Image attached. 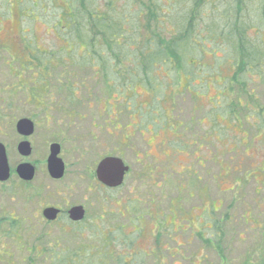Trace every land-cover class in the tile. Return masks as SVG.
Here are the masks:
<instances>
[{"label": "rangeland", "instance_id": "rangeland-1", "mask_svg": "<svg viewBox=\"0 0 264 264\" xmlns=\"http://www.w3.org/2000/svg\"><path fill=\"white\" fill-rule=\"evenodd\" d=\"M95 2L97 8L102 7L101 0H95ZM118 5L124 7L121 2ZM76 6H80L78 2ZM224 6L225 4L222 5V9H224ZM71 9L72 5L66 0H8V4L4 0H0V111H4L2 114L8 112L9 114L5 113V115L14 116L16 119L36 114L32 104H30L31 102L26 103L29 100L28 89L22 88L19 90L18 86L21 83H28L30 77L37 75L34 79L36 81L41 78L39 74L43 72V67L33 66V70L27 72V62L30 57L33 56L34 58V55L41 61L43 57L47 56L45 52L52 46V36L57 34V26L59 24L67 25L72 19ZM212 15H215V13L210 12L207 16ZM142 24H144V27L140 30L141 38L137 44L127 50L125 65L127 70L130 68L129 58L131 56L137 58L141 54L142 42L144 41H142V37L148 38L151 37L150 33H155L158 37L157 45L161 47H167L173 41L174 35L168 31H163L162 27L160 30L155 29L152 21L143 22ZM197 25L198 27L203 26L204 22L197 23ZM229 32L230 27L227 33ZM254 33L256 31L249 33L250 38L254 36ZM210 46L216 52L207 47L206 43L202 44L201 51L196 46H192L194 49L183 48L178 50V53L171 56L174 58L172 64L177 67V70L171 69L167 65L168 68L166 69L151 73L147 72L150 79L154 80L155 85H159L157 98H160V102L159 104L156 102V105L159 107L157 111L161 118L168 115L167 111L166 114L162 112L161 106L167 110L166 101L170 100V90L175 92V96L177 95L173 98L175 106L170 116L173 120L181 122L185 127L189 125L191 118L201 117V113L198 114L192 110L193 107L202 105L204 102H207L210 107H215L222 102L223 88L220 86L227 84L223 80L227 76L233 79L237 76V73H223L218 65L220 60L217 59V56H221L218 53V43H213ZM38 49L39 51H37ZM30 50L33 52H30ZM228 53L229 59L232 60L233 51L228 49ZM213 57L217 60H213ZM70 59L66 58V64ZM76 62V66H69L70 68L66 69V74L70 72L73 74L71 76H74V78L70 77L69 81L73 82V85L76 84V93L73 96L72 104L76 108V113L89 116L93 114L92 109L95 108V105L88 109L87 102L93 103L92 101L95 98L98 99L101 96L99 92H97V95L96 93L93 95L92 85L94 82L91 76L94 71H91V68H83L79 60L74 63L76 64ZM139 63L144 66L145 58L139 60ZM189 73L194 74L186 78L185 76ZM50 74L51 78L49 76L50 79L47 83L52 88L50 94L52 101L55 102L58 86L55 81L56 76L53 72ZM132 76L126 74V78H122V81L125 83L129 81L130 84L134 83L133 87L140 90L139 83L133 81ZM82 77H85V81L78 84L79 80L77 79L81 80ZM246 79L245 93L242 94L241 98L243 100L241 101L242 105L252 104L248 99L249 96L252 98L253 103H256V100L263 102V89L258 84H256L257 87L253 86V79ZM143 83L145 87L144 92H142L145 94V101L143 102L147 104L153 100L152 94L154 93L146 85V79ZM250 89L253 93H250ZM179 93H182L183 96L179 97ZM65 94L67 97L68 93L66 91ZM235 96L237 98L239 95L231 92L229 98L234 100ZM80 103L83 104L82 107H80ZM67 107L66 103L65 109ZM209 111L211 110L209 109ZM212 113H210V117ZM245 113L248 112L245 111ZM74 114V111L68 114L66 110V116H74ZM147 115L149 116V114ZM213 117L212 122L217 124L221 131L211 137L212 127L209 126L208 152L205 149H200L195 154L193 147L190 146L191 148L186 150H189L188 152L185 151L184 154L176 156L178 159L176 165H183L184 168H189L190 172H182L178 176L169 172L168 175L166 167L165 171L159 168L164 163L160 164L157 161L154 163V160L151 159L153 157H147L148 159L144 160L147 168L144 173L145 184L140 187L138 181L135 182L132 189L129 188L127 197V189L131 185L128 181L123 187L109 191L98 186L87 185L82 181L72 183V177H69L72 173L70 174L71 171L68 170L63 183L46 187L49 193H53V199L50 202H57L61 197H64L67 203L66 207L83 203L86 205L88 219H93L101 213L103 221L107 222L113 216L112 214H115L119 209L128 207L132 210L135 207V213L137 214L138 204L130 201L139 199V195L144 193L142 198H144L145 204L144 206L140 205V207L144 208L145 218L140 225L141 228L139 227L141 238L137 243L134 241V245L136 249L146 251L152 248L151 246L158 244L160 252L156 257L143 258L140 264H264V140H262L264 137V122L254 116L253 120L251 118L250 120L248 118L242 119L241 130L237 136L241 139L240 142L239 139H229V137H235L236 134L229 122L230 119L225 116L220 117L217 113H214ZM245 120L251 125H248ZM233 124L236 126L235 123ZM82 125L84 127L87 124L83 123ZM203 130L205 129L202 126L191 127L187 133H182L180 129L178 132L181 133L182 137L178 141L180 142L179 147L181 143L186 142L190 145L196 141V138L202 135ZM83 131L86 130L81 129V133H78V128L69 129L67 130V137H75L78 133L80 138H85ZM213 131H218V128ZM243 133H246L245 137H243ZM146 134V141L152 144L153 139L150 137L153 134L147 132ZM219 135L220 137H218ZM118 136L120 138V135ZM261 136L262 139H260ZM10 139L13 142V139ZM4 141H7L9 147L12 148V144L9 143L7 137ZM144 150L147 152V147ZM10 154L13 155L12 149ZM113 157L132 165L135 161L134 156L124 155L122 150H115V145H113ZM82 159L84 162H92L94 154H84ZM182 160L183 162H180ZM170 162L174 163L175 161L170 160ZM200 163L204 167H200ZM154 167H158V171L162 173L165 172L164 181L156 178L158 174L152 171ZM139 171L140 167L138 165L134 166V173L137 174ZM170 182H176L177 190L175 192L171 191ZM34 189L33 187H24L13 183L0 186V218L9 216L24 221L22 233L17 239L4 237L0 239L2 257L0 258V264H7L6 262L9 260H11V264H30L31 252L34 247H39V244L28 236V228L31 230L30 233H34L35 237L42 236L48 246L53 240L60 239L62 231H59L57 227L62 225L61 222L49 226L43 223L40 228H32L31 214L35 205L33 202L31 203L32 200L30 201V199ZM174 198L176 200L171 206L170 200ZM206 207L210 212L209 215L204 214L203 219V209ZM212 208L216 210L214 214ZM169 211L172 212V216H170ZM149 215L156 217V219L159 218V223L162 226L157 224L156 219H154V223L149 222ZM222 218L224 223L220 224L217 227L218 229L213 228L212 231L201 230V223L209 228L213 221ZM163 223H171L173 226L166 231L162 229H159V232L154 231L155 236H152V228L155 225L163 228ZM132 229L133 224L131 223L124 230V233L130 231L131 234ZM164 233L171 234L177 243L169 241L168 236ZM208 234L213 242L219 239L218 248L211 245L207 247ZM134 237L135 235L131 239L134 240ZM100 240L99 236L84 234L82 237L68 236L65 244L68 245L70 250H73L76 247L79 248L81 243L89 248L96 247L99 245ZM114 246L116 248H113V250L125 251L122 247L119 248L115 244ZM3 251L9 257L3 256ZM138 253L142 254V252ZM33 263L37 264L35 261H32L31 264Z\"/></svg>", "mask_w": 264, "mask_h": 264}, {"label": "trees", "instance_id": "trees-1", "mask_svg": "<svg viewBox=\"0 0 264 264\" xmlns=\"http://www.w3.org/2000/svg\"><path fill=\"white\" fill-rule=\"evenodd\" d=\"M4 1L8 4V0ZM66 1L72 5L70 12L72 19L67 25L59 24L56 29L57 34L52 36V46L48 51L50 55L54 56L43 57L42 61L41 59L33 60L36 61L38 66L43 68L46 67L43 65V62L48 60L50 61V68H57L59 60H63L61 53L64 52L65 63L63 75L66 82L64 87L68 93L66 97L68 112L74 111L75 109L72 100L76 93V84L73 85V82L69 81V78H74V76H71L73 74L70 72L66 74V69H68L69 66H76L77 62L76 64L74 62L78 60L83 68H97V71L101 68L102 72L100 74L97 73L95 77H98L100 83L103 84L110 83L112 78V84L114 85L113 90L116 94H118V86L121 93L131 95L132 91L128 89V87L132 88L134 83L128 86L130 84L129 81L127 83L122 81V78H126V74L133 75L132 80L138 82V85H141L143 88H145L143 82L144 79H146V85H148V88H150L154 94H152L153 100L151 103H147L148 105L145 107V110L149 116H153L154 111L159 114L157 111L159 107L156 105V102H158V104L160 102V98H157L159 85H155L154 80L150 79L147 72L151 73L160 69H166L168 68L166 67L167 65H169L171 69L177 70V67L172 64V59L174 58L171 56L178 53V50L183 48L194 49L192 46H196L199 48V51H201L202 44L206 43L207 47L215 51L210 45L217 42L219 47L218 53L223 57L221 60L217 56V59L220 60L218 61V65H220L224 59H229L228 49H231L234 53V56L231 58L234 62L233 66L237 70L236 73L239 72L241 74L240 82H237L236 86L241 94L245 93L247 84L245 72L248 70H258L261 61L260 58L264 56V0H226L225 3V0H146L147 3L145 0H101L102 7L99 8H97L95 0ZM77 2L80 5L78 7L76 6ZM120 2L124 4V7L118 5ZM223 4H225L224 9H222ZM210 12L215 13V15L207 16ZM145 21H152L155 29L160 30L162 27L163 31H168L170 34L174 35L173 41L170 42L169 46L161 47L157 45L158 37L155 33H150L151 37L148 38L142 37V41H144L142 42L143 48L141 54H139L137 58L134 56L129 58V71L125 66L127 50L138 43L142 36L140 30L144 27L142 23H146ZM200 22H204V25L198 27L197 23L199 24ZM229 27L230 32L227 33ZM255 31L256 33H254V36L250 38L249 33ZM59 43L62 44V46L60 45L61 47H59ZM30 52L33 51L30 50ZM102 52L111 53L113 62L112 71H110V66L106 63L107 57L99 56ZM238 56L240 57L239 68L236 64ZM143 57L145 58L144 66L143 64H138L139 60H143ZM66 58H71V62H67L69 65L66 64ZM217 59L213 57V60L216 61ZM193 74L194 73H189L185 77L187 78ZM54 75L56 76L55 81L58 85V74L55 73ZM91 78H94V76H91ZM77 80H79L78 84H82V82L85 81V77H82L81 80ZM226 82L227 84L225 86H219L223 88V90H229V92H226L228 93L226 94L227 97H222V101L226 99V103H229V97L232 92L231 84H233V82L231 80H227ZM125 86H128V90L124 88ZM23 88H25V86ZM104 90L106 91L105 88ZM170 92L171 96H169V99L172 101L177 95L175 96V92H172V90H170ZM236 93L239 95V92ZM182 96V93H179V97ZM248 99L253 103L250 96ZM209 109L211 111H209L207 116L209 118V126L212 127L211 137H213V134L217 132L220 133L221 131L220 127L212 122L214 118L213 114L217 113L220 117H224L225 115L222 113L219 105L215 107H210L209 105ZM245 111L248 113H245ZM210 113H212L211 117ZM237 114L241 119L250 118L249 109L242 108L241 115L239 111ZM237 114H234L233 109H231V115H228L230 116V124L234 128L233 130L235 132H240L241 128L233 117L234 115L237 116ZM245 121L248 125H251L247 120ZM233 123H235L236 126H234ZM216 128H218V131L214 132L213 130ZM236 134L239 135V133ZM245 136L246 133H243V137ZM218 137H220V135ZM229 139L236 140L239 138L229 137ZM262 140H264V138ZM239 141L241 142V139H239ZM125 211V208L119 209L115 214H112L113 216L109 218L107 222L102 220L101 213L93 219H88L86 215L81 223H69L66 229L62 230L60 239L53 240L49 246L44 242L42 236L35 237L34 233H30L31 230L28 228V236L39 244V247H34L31 252L29 259L30 264L32 261L37 262V264H133L136 262L140 264L143 258L156 257L160 252L158 244L151 246L152 248L146 251L136 249L134 241L137 243L141 238V231L139 230L141 228V220L139 225H136L138 223L137 219H131L130 223H128L127 219L122 216ZM209 212L210 211H208V215ZM215 212L216 210L212 208V213L214 214ZM138 213L139 212L135 214V217L138 216ZM149 216V222L154 223V216ZM131 223L133 224L132 233L130 234L129 231L125 234L124 230H126ZM222 223H224L223 218L213 221L206 230L204 229L205 225L202 223L200 224V228L202 231H212L213 228L218 229L217 227ZM23 226L24 221L22 220H16L9 216L3 217L0 220V239L2 237L17 239L20 233H22L21 230ZM134 227L140 232L134 230ZM153 228L156 230L161 227L155 225ZM84 234L99 236L101 239L98 243L99 245L89 248L81 243L79 248L76 247L77 249L74 248L70 250L68 245L65 244V240L68 236L82 237ZM151 234L155 236L153 232H151ZM134 235V240H132L131 237ZM208 239L209 240L206 241L207 247L210 245L215 248L219 247V239L215 242L212 241L210 236ZM62 241L64 242L62 243ZM114 244L119 248L122 247L125 251L113 250V248H116ZM138 252H142V254ZM3 256L9 257L5 251H3ZM0 258H2L1 252ZM6 263L11 264V260Z\"/></svg>", "mask_w": 264, "mask_h": 264}, {"label": "flooded vegetation", "instance_id": "flooded-vegetation-1", "mask_svg": "<svg viewBox=\"0 0 264 264\" xmlns=\"http://www.w3.org/2000/svg\"><path fill=\"white\" fill-rule=\"evenodd\" d=\"M62 44L59 43V47ZM64 48V47H62ZM39 51V49H38ZM43 53V51L40 50ZM45 54L50 57L54 55H50L49 51L45 52ZM63 60H59L57 68H50L49 64L50 61L45 60L43 65L46 66L43 68V72L39 74L41 78L38 81L36 76L30 77V81L25 84H19V90L25 86V89H28V101L26 103H30L33 106L34 111L36 114L29 115L27 117H22L20 119H16L14 116L5 115V113L9 114L8 112L0 111V145L3 146L7 161L8 167V179L5 182H0V186L7 185L9 183L17 184L24 187H33L35 188L32 191L31 195V203L33 202L35 207L32 210L31 218H32V227L40 228L43 223L46 225H56L61 222L58 228L59 231L65 230L66 226L70 224L81 223L86 215L87 209L86 205L83 203L80 205H73L66 207L67 203L64 200V197H61L57 202L51 203L52 201V192H48L46 187L52 184H61L64 181L65 176L67 175L68 170H70L69 177H72L71 182H85L87 185L91 186H98L99 188L106 189L109 191L117 190L123 187L126 182L128 181L131 185L128 186L127 189V197L129 195V188L132 189L135 182L138 181L140 187H143L145 184L144 173L146 171L145 161L149 157H153L151 159L154 160V163L157 161L160 164V170L165 171V167L167 168V174H174L176 176L180 175L179 173L182 172H190L189 168H184L182 166H177L176 161L178 160L176 156L184 154L185 151L191 147L194 149V153L197 154L200 149H205L208 152V142H209V104L204 102L202 105H197L193 107V111L195 113L200 114L201 117L191 118L189 121V125L185 127L181 122L175 121L172 119L170 114L174 110L175 103L172 100L166 101L167 110L161 107L162 112L168 113V115H164L161 118L157 112H153V116H148L145 107L148 104H145V94L144 88L139 85L140 90H137L136 87L129 88L131 84L125 86L126 90L131 89L130 94H123L121 93L119 87L117 86L118 94L114 93V85L112 84L113 79L111 78L110 83H100L98 77L95 75L102 72V69L99 68H92L94 76L92 85L93 87V95L94 93L99 92L100 98H95L93 103L87 102V107L90 109L92 105H95L93 110V114L89 116H84L79 113H76V108L74 109V116H66V94H65V87H64V52L61 53ZM100 57L106 56V63L110 66V71H112L113 62L111 59L110 52H102L99 54ZM221 60L223 59L222 55L219 57ZM38 59L33 56L30 57L27 64V72H31L33 70V66L37 67L38 64L35 60ZM260 64L258 66V70H248L245 72L246 78L253 79L255 87L258 84L259 87L263 89L262 98L264 100V56L260 58ZM234 62L230 59H224L222 63H220L219 68L223 70V73L233 72L236 73V68L233 66ZM237 67L240 66V57H237L236 60ZM24 70V69H23ZM51 72L54 74L57 73V81H58V93L56 94L57 100L55 102L52 101V96L50 91L52 88L49 86L47 81L51 78ZM222 72V71H221ZM38 73V72H37ZM199 75V74H198ZM50 76V78H49ZM241 74L237 72V76L233 77H225L227 80H231L233 82L232 85V92H239V96L234 100H229V103L222 101L219 104V108H221L222 113L230 119L231 109H233L234 114L242 113V108L249 109L250 111V118L251 120L254 119H261L264 122V101H255L256 103L242 105L241 98L242 94L239 90H237V82H240ZM100 79V78H99ZM51 85V84H50ZM136 86V85H135ZM224 86V85H223ZM235 88H234V87ZM128 87V89H127ZM106 89V91L104 90ZM224 98L227 97L226 93L229 90H223ZM127 92V91H126ZM139 92V93H138ZM250 93L252 89H250ZM89 95V94H88ZM124 97V98H120ZM229 97V96H228ZM255 98V96H254ZM77 103L79 101L76 99ZM152 101V100H151ZM232 102V103H231ZM151 103V102H150ZM80 107L83 106L82 103L79 104ZM52 111V112H50ZM69 110H67L68 112ZM73 111L68 112V114L72 113ZM56 115H54V114ZM11 114V112H10ZM166 114V113H165ZM249 115V114H248ZM254 116V117H253ZM226 117V118H227ZM235 118V122L239 124L241 128V117L237 114L233 116ZM227 118V119H228ZM250 118H248L250 120ZM195 119V120H194ZM21 120L26 121V125L21 126L18 128V123ZM230 122V121H229ZM83 123L87 125L83 127ZM199 127L202 126L205 130H203L202 135L196 138V141L192 142L190 145L188 143H181L179 147V139L182 137L181 133L178 131L181 129L182 133H187V131L192 127ZM79 130L78 133H81L80 130H86L83 134L85 138H80L78 133L75 137L68 138L67 137V130L77 129ZM155 130L153 131V129ZM207 128V129H206ZM241 130V129H240ZM147 133L153 134L152 138L153 143H149L146 141ZM239 133V131L235 132ZM10 134V135H8ZM120 135V138L119 136ZM238 134H235L234 138H237ZM264 135V134H263ZM262 135V136H263ZM262 136L260 139H262ZM6 137L9 139V143L12 144V148L9 147L7 141H4ZM13 139V142L11 139ZM264 138V137H263ZM25 144L26 145V155H23L19 151V146ZM7 145V146H6ZM113 145H115V150L123 151L124 155H132L135 158L133 165L131 163H125L123 160L125 167H127V172L124 175L123 183L118 188H107L100 184L96 179V169L98 164L106 159V158H116L113 157ZM191 146V147H190ZM122 147V148H121ZM147 147V152L144 150ZM11 149L13 151V155L11 153ZM189 151V150H188ZM186 151V152H188ZM55 154L54 160H58L63 168V174L60 179H53L49 174V159L51 158L52 154ZM84 154L93 155L94 160L92 162H84L82 156ZM148 157V158H147ZM119 159V158H118ZM121 160V159H120ZM172 160L174 163L170 162ZM53 161V160H52ZM180 162H183L180 161ZM203 162V161H202ZM201 162V163H202ZM172 163V165H171ZM200 163V167H204L203 164ZM84 164V165H82ZM138 165L140 167V171L134 173V166ZM20 167H26L31 170V179L26 181L21 178L20 174L18 173V169ZM176 167V168H175ZM180 169V171H179ZM178 170V171H177ZM153 172H156L160 181H164L165 172L158 171V167H154L152 169ZM195 173V172H194ZM50 183V184H49ZM176 183V182H175ZM175 183L170 182L171 191L175 192L176 185ZM56 193V192H55ZM57 194V193H56ZM132 194V193H130ZM144 193L139 195V199H133V203L138 204V216L135 217V207L134 209L130 210L128 207L126 211L122 215L127 219V222L130 223L131 219H137V225L143 223L144 221V206L145 201ZM175 198L170 200V205L172 206L175 202ZM140 205H142L140 207ZM64 206V207H63ZM66 207V208H65ZM74 207H81L84 211V217L81 221L73 222L69 218V211ZM47 209H52L56 211V218L55 220L49 221L43 216V212ZM207 211H206V210ZM203 209V219L204 214H208V208L206 207ZM170 216H172V212ZM126 215V216H124ZM2 218H0L1 220ZM27 220L29 218L26 217ZM156 219V217H155ZM159 218H157V224L159 223ZM103 220V219H102ZM203 224V223H202ZM164 227L160 228L166 231L169 227H172L173 224L163 223ZM204 225V224H203ZM162 226V225H161ZM153 229V234L155 232H159L158 228L155 230ZM204 229H208L206 226ZM203 229V230H204ZM134 230H138L134 227ZM140 230V229H139ZM138 230V232H140ZM161 231V230H160ZM141 233V232H140ZM175 233V231H174ZM161 234V233H159ZM164 235L168 236L169 241L177 243V241L173 239L171 234L164 233ZM165 237V236H164ZM140 238V237H139ZM140 240V239H139Z\"/></svg>", "mask_w": 264, "mask_h": 264}, {"label": "water", "instance_id": "water-1", "mask_svg": "<svg viewBox=\"0 0 264 264\" xmlns=\"http://www.w3.org/2000/svg\"><path fill=\"white\" fill-rule=\"evenodd\" d=\"M26 125L25 120H21L18 123V128ZM26 145L22 144L19 146V151L21 154L26 155ZM55 154L53 153L49 159V174L53 179H60L63 174L62 165L58 160H54ZM53 160V161H52ZM127 172V167H125L122 160L118 158H106L102 160L96 169V179L97 181L107 188H118L123 183L124 175ZM18 173L21 178L28 181L31 179V170L26 167H20ZM8 179V167L5 156V151L2 145H0V182H5ZM56 211L52 209H47L43 212L44 218L49 221L55 220ZM84 217V211L81 207H74L69 211V218L73 222L81 221Z\"/></svg>", "mask_w": 264, "mask_h": 264}]
</instances>
